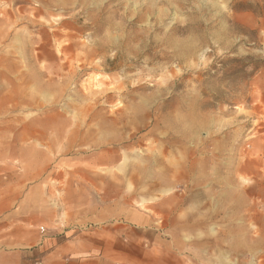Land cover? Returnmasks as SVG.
<instances>
[{"label": "rangeland", "instance_id": "1", "mask_svg": "<svg viewBox=\"0 0 264 264\" xmlns=\"http://www.w3.org/2000/svg\"><path fill=\"white\" fill-rule=\"evenodd\" d=\"M0 177L35 264H264V0H0Z\"/></svg>", "mask_w": 264, "mask_h": 264}, {"label": "crops", "instance_id": "2", "mask_svg": "<svg viewBox=\"0 0 264 264\" xmlns=\"http://www.w3.org/2000/svg\"><path fill=\"white\" fill-rule=\"evenodd\" d=\"M3 179L6 180L2 181ZM52 180L61 185L62 178L58 177ZM10 181L11 178L9 177H0V184L6 186H0V264H35V255L44 246L41 245L39 237L36 236V231L30 227L39 225L35 223L39 220V216L51 222H42L40 225L43 223L53 225L56 214L51 212V208L45 200L40 210L38 207H34L33 199L28 196L25 197V205L22 206L24 208L19 209L17 184ZM55 187L53 188V185L47 183L48 198L53 195V189H56L57 192L61 191V187ZM21 203H23L22 200ZM76 208L77 200H75L72 209L76 210ZM62 223L64 222L61 221L60 224ZM40 230L41 233H44L45 227L41 226ZM75 239L77 238L75 237ZM73 250L74 252H82V244L75 243ZM89 260L90 263L80 259L79 264H96L95 262L100 259L90 258Z\"/></svg>", "mask_w": 264, "mask_h": 264}]
</instances>
